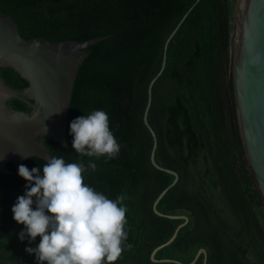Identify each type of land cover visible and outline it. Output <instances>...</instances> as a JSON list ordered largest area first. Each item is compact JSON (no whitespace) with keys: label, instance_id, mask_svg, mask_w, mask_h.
I'll list each match as a JSON object with an SVG mask.
<instances>
[{"label":"trees","instance_id":"obj_1","mask_svg":"<svg viewBox=\"0 0 264 264\" xmlns=\"http://www.w3.org/2000/svg\"><path fill=\"white\" fill-rule=\"evenodd\" d=\"M235 0H0V11L11 16L24 39L103 41L86 49L74 80L61 145L49 136L51 156L67 163H95L83 173L85 184L109 199L126 197V244L115 264H264V206L241 144L233 97L230 32ZM186 15V16H185ZM185 16V17H184ZM184 19L182 20V18ZM147 123L157 145L155 163L178 174L175 185L156 205L162 215L186 216L175 239L167 242L182 219L158 216L157 196L174 177L150 162L153 138L143 122L148 85ZM228 74V78L226 76ZM4 83L15 90L27 86L11 68H0ZM126 106H123L125 101ZM30 101V100H29ZM31 103V101H30ZM6 104L28 113L17 99ZM93 110H104L110 130L120 143L118 156H80L72 147L70 123ZM46 162L30 157L29 169ZM10 175L0 174V264H37L40 237L21 241L24 226L11 211L27 181L12 163ZM34 207V206H33ZM166 260L164 262H160Z\"/></svg>","mask_w":264,"mask_h":264},{"label":"water","instance_id":"obj_2","mask_svg":"<svg viewBox=\"0 0 264 264\" xmlns=\"http://www.w3.org/2000/svg\"><path fill=\"white\" fill-rule=\"evenodd\" d=\"M182 20L164 44L161 68L148 85L143 112V122L153 138L150 162L156 169L174 177L172 183L157 196L153 211L158 216L183 220L171 238L152 251L150 258L153 262H158L154 258L155 253L170 244L179 229L188 222L186 216L162 215L156 210L160 199L176 184L178 174L155 163L157 140L147 123L151 87L165 67L168 42ZM231 24L229 55L236 121L246 162L264 206V0H235ZM105 38L97 37L84 42H53L40 37L24 39L11 16L0 11V68H11L27 82L25 88L15 90L0 77V174H11L6 168L7 163H12L18 170L19 165L30 157L47 162L51 155L45 147L44 136L67 146V110L74 80L87 56L86 49ZM11 98L24 102L30 111L25 113L7 107L6 101ZM127 103L126 100L123 106ZM85 169L90 168L85 166ZM201 253L205 254V251L200 249L189 264H194Z\"/></svg>","mask_w":264,"mask_h":264},{"label":"clouds","instance_id":"obj_3","mask_svg":"<svg viewBox=\"0 0 264 264\" xmlns=\"http://www.w3.org/2000/svg\"><path fill=\"white\" fill-rule=\"evenodd\" d=\"M72 147L80 156L113 159L121 145L110 130L104 110H93L70 123ZM89 168L96 169L95 163ZM84 162L67 163L55 155L41 167L21 164L18 174L27 181L11 211L13 220L24 226L21 241L29 244L40 237L35 254L37 264H115L126 244L124 196L114 200L85 184ZM34 206V207H33Z\"/></svg>","mask_w":264,"mask_h":264},{"label":"rangeland","instance_id":"obj_4","mask_svg":"<svg viewBox=\"0 0 264 264\" xmlns=\"http://www.w3.org/2000/svg\"><path fill=\"white\" fill-rule=\"evenodd\" d=\"M228 78V74H227V76H226V79Z\"/></svg>","mask_w":264,"mask_h":264},{"label":"flooded vegetation","instance_id":"obj_5","mask_svg":"<svg viewBox=\"0 0 264 264\" xmlns=\"http://www.w3.org/2000/svg\"><path fill=\"white\" fill-rule=\"evenodd\" d=\"M7 105V104H6ZM7 107H9L8 105H7ZM10 108V107H9Z\"/></svg>","mask_w":264,"mask_h":264}]
</instances>
